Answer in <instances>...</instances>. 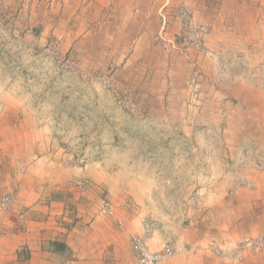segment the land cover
<instances>
[{
  "label": "crops",
  "instance_id": "obj_1",
  "mask_svg": "<svg viewBox=\"0 0 264 264\" xmlns=\"http://www.w3.org/2000/svg\"><path fill=\"white\" fill-rule=\"evenodd\" d=\"M47 1L52 8L58 6L55 14H48L52 20L75 17L77 30L59 36L66 42L76 36L83 43L84 57L103 50L116 54L118 83L141 102L150 120L127 127L125 143L115 126L104 147L109 159L92 151L83 172L65 164L74 158L64 146L71 138L57 134L52 118L48 119L51 115L35 103L28 88L23 91L18 80L7 86L0 81V118H12L10 125H0V134L11 133L7 142L13 155L27 149L21 164L28 170L19 179L23 187L12 209L0 212V225L5 223L4 214L18 215L17 219L22 218L20 213L29 215L21 234L13 238L16 259L25 249L28 264H125L112 221L90 215L100 204L103 188L127 189L130 180L138 179L132 167L109 165L136 164L131 152L137 147L133 136L138 128L140 136L157 135V149L167 146L173 153L176 148L188 164L201 165L199 172L188 174L202 185L199 203L188 216L189 223L177 232L178 253L166 264H264V254L245 251L237 260H228L213 251L214 247L230 250L246 237L264 235V79L253 69L264 60V0ZM180 4L194 8L197 19L211 30L206 52L192 50L191 61L165 54L156 39L167 18L175 32L172 36L178 33L172 10ZM253 49L258 55L251 60V71L243 68V62L236 64L240 71L228 70L235 65L229 63L232 55L238 54L242 61ZM83 61V68L94 67L87 58ZM223 110L228 117L224 124ZM167 132L175 135L168 145L160 138ZM253 143L259 149L245 152ZM118 150L125 151L123 160L113 156ZM173 157L175 163L182 160ZM9 177L0 180V198L15 188ZM241 179L249 185L237 189L235 183ZM70 180L87 181V191L69 187ZM165 237L152 238V249L159 250ZM56 244L67 248L62 251L53 247Z\"/></svg>",
  "mask_w": 264,
  "mask_h": 264
},
{
  "label": "rangeland",
  "instance_id": "obj_2",
  "mask_svg": "<svg viewBox=\"0 0 264 264\" xmlns=\"http://www.w3.org/2000/svg\"><path fill=\"white\" fill-rule=\"evenodd\" d=\"M1 1L7 4L10 19L7 26L0 24V81L7 86L11 80H18L21 87L23 86V91H27L28 88L29 92L35 96V103L41 104L42 108H45V111L51 115L48 119L52 118L57 127V134L71 138L69 145L67 143L64 145L67 147L65 148L66 153L73 155L74 158H83L86 164H88L92 151L101 152L100 156L109 159L104 147L110 138H113L114 133L110 134V132L115 130V126L118 128L115 131L119 140L125 143L127 127L136 128V126L149 123L150 117L141 102L121 87L116 75L115 79L119 89L125 96H129L138 104L144 114L143 118H136L124 110L113 96L104 92L98 81L92 79L95 72H103L104 63L109 58H112L118 69L116 54L103 50V52H96L90 54L89 57H84L86 54L81 50L83 43H79L76 36L71 35L67 42L65 38L59 36L65 32L69 33L71 30H77L75 17L71 20H60L59 17L57 20H52L51 15L48 14H55L58 11V6L52 8L47 0ZM169 21L170 19L167 18L166 33L161 32L156 36L157 43L164 48L165 54L182 56L191 61L193 59L192 50L206 52L208 37L203 49H184L179 46L185 50V53H177V49L175 50L172 44L162 39L164 37L166 40H174L176 37V40L178 39L176 42L179 45L183 43L182 39L175 36L177 33L172 36L174 29L169 25ZM9 28L20 35L21 38L17 42L12 39L13 33L7 31ZM55 42L61 44L63 52L76 57L81 67L84 58L89 60V62L86 61L87 63L94 64L92 68L82 67L84 74L89 77L75 76L61 71L52 59L43 55L44 49ZM255 55H258V51L254 49L251 52L248 50L245 55L247 59L244 58L242 61L238 60L240 58L238 54L232 55L230 57L232 61L229 63H235V65L233 67L229 65L228 70L232 71L237 67V70L240 71V67L236 64L243 62L241 64L243 68H250L251 71L250 63ZM253 69L258 70V76L264 79V60ZM247 79L249 78L247 77ZM225 113L224 110L220 112L223 124L228 120ZM10 120L12 121V118L1 117L0 125L6 122H9L10 125ZM136 130L133 141L137 147L131 152L136 164L122 166L111 163L109 165L120 169L126 167L125 169L130 170L132 167L133 173L138 179L130 180L127 189L117 187L116 190L108 191L107 187L103 188L100 204L98 207L96 206L95 210H92L93 216L90 215V219H93L92 217L98 219L97 216H99L102 220L112 221L119 242L116 245L117 251L120 259L125 260V264H135L130 245V238L133 235H142L152 228L153 239L162 234L173 236L177 240V232L189 223L188 216L199 203L198 190L202 186L198 181H193L194 175H191L192 177L188 175L194 171L199 172L201 167L199 163L188 164L184 159L185 154H181V150L178 153L176 148H173V153L167 146L163 147V150L157 149L156 134L151 132L148 135L140 136L139 129ZM21 137L22 134L19 138L21 139ZM160 138L168 145L172 138L175 139V135L167 132L164 135L160 134ZM202 139H207L205 134ZM7 140H11V133L0 134V180H4L7 175L22 179L18 173L20 164L26 162L24 152L27 149L20 150L19 155H13ZM255 148L259 149V144L253 143L245 152ZM182 152L184 151L182 150ZM124 153L125 151L118 150L113 156L116 155L117 158L122 159ZM252 154L256 155V153ZM152 156H157L156 161L152 164H144L147 159L153 158ZM173 156L182 158V160L175 163L176 157ZM140 160H142L141 164H139ZM12 164L13 166L10 167ZM195 182L197 183L195 184ZM17 216L2 215L5 223L0 225V264H28L29 253L25 249L20 253V259H16L13 238L21 234V228L28 221L29 215L27 212L20 213L19 216L22 217L20 223L17 222ZM53 247L62 248V251L67 248L65 245L57 246V244Z\"/></svg>",
  "mask_w": 264,
  "mask_h": 264
},
{
  "label": "built area",
  "instance_id": "obj_3",
  "mask_svg": "<svg viewBox=\"0 0 264 264\" xmlns=\"http://www.w3.org/2000/svg\"><path fill=\"white\" fill-rule=\"evenodd\" d=\"M172 13L174 19L179 24V30L175 36H178L180 40L182 39L181 41H183L184 44L182 43V45H179V43L176 42L178 41V39L176 40V37H174V40H166L164 37H162V39L167 43L172 44V47L175 50L177 49L176 52L181 54L185 53V48H192L195 50L203 49L205 47L206 39L210 34V29L207 24L200 22L197 19L195 10L188 5L180 4ZM9 19L10 15L8 12V6L5 2L0 0V24H6L7 26ZM7 31L13 33V41L17 42L21 38L20 35L17 32H13L11 28ZM162 32L166 33L165 28ZM179 46L184 47V49ZM43 55L52 59L56 67L61 71L68 72L75 76L89 77L84 74L79 60L73 55L63 52L62 46L59 42L47 46L43 51ZM116 69L115 62H113L112 58H109V60L104 63L103 72H95L92 79L98 81L104 92L113 96L124 110L130 112L136 118H143L144 114L141 112L138 104L129 98V96H125V94L119 89L115 79ZM85 162L86 161L83 158L78 159L75 157L67 160L65 164L67 166H78L83 172H85L87 167ZM27 170L28 165L23 166L19 169L18 175H25ZM8 182L15 184V188L10 193L5 194L0 198V212L2 213H8L12 209L16 200V195L23 187L22 181L17 179V177H9ZM68 185L81 193L86 192L88 189L87 181L70 180ZM248 185L249 184L245 179H241L235 183L237 189ZM21 219L22 218H18L17 222L20 223ZM152 236V228L148 229L142 235L131 236L130 245L133 250L135 264H166L171 258L177 255V240L175 237L166 236L162 247L159 250H154L151 247ZM213 251L218 256L228 260H237L245 251L264 254V235L246 237L230 250L214 247Z\"/></svg>",
  "mask_w": 264,
  "mask_h": 264
}]
</instances>
